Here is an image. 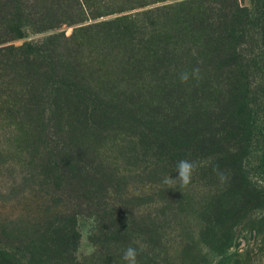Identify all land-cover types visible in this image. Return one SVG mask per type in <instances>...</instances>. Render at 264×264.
<instances>
[{"label":"trees","instance_id":"16d2710c","mask_svg":"<svg viewBox=\"0 0 264 264\" xmlns=\"http://www.w3.org/2000/svg\"><path fill=\"white\" fill-rule=\"evenodd\" d=\"M28 1L0 0V44L62 23L92 21L69 39L58 36L67 39L64 54L55 53L53 39L0 48V83L12 77L10 91L26 92L21 106L6 115L22 119L20 135L13 137L16 149L26 144L36 155L29 142L41 137L36 120L45 119L44 104L52 95L60 96L50 104V116L63 128L62 136L53 142L47 166L82 201L87 216L98 217L99 264H110L116 251L125 250L124 239L132 232L131 223L108 202L111 193L119 194L117 171L95 155L107 142L117 147L118 132H126L132 145L138 140L141 156L152 154L174 172L177 161H195L192 184L212 190L211 206L264 210V180L254 182L250 169L253 162L264 169V0H250L251 7L238 0H123L120 5L61 0L56 12L48 6L53 2L38 12ZM128 10L129 15L98 20ZM194 68L199 79L190 75L182 83L180 74ZM116 75L121 77L113 82ZM90 113H100L105 127ZM135 148L122 157H137ZM11 247L0 246V264H14L23 253L26 264H79L72 255L74 232L66 226L50 242L35 232L26 245Z\"/></svg>","mask_w":264,"mask_h":264},{"label":"rangeland","instance_id":"374dc122","mask_svg":"<svg viewBox=\"0 0 264 264\" xmlns=\"http://www.w3.org/2000/svg\"><path fill=\"white\" fill-rule=\"evenodd\" d=\"M46 1L54 3H48V6L56 12L58 7L55 4L61 0H29L26 4L42 12ZM104 1L112 4V0ZM121 2L123 0H116L114 4L120 5ZM238 3L242 7H251L250 0H238ZM128 11L98 20H114L129 15L131 12ZM90 23L92 21L79 25L62 23L57 29L44 34L29 33L25 39L0 44V48L42 44L53 39L57 45L55 53L64 54L67 39L58 36L62 33L69 39L73 34L81 33V26ZM1 39L3 35L0 31ZM100 74L97 72L95 76ZM118 77L121 75L113 77V82ZM11 79L4 80L5 84L0 83V110H3L0 114V246L22 247L35 232L44 235V241L50 242L66 226L67 231L74 232L72 255L75 261L79 264H99L98 217L87 216L82 201L68 190L53 167L47 166V162L53 160L51 146L56 148L53 142L62 136L63 128L60 130L57 119L50 116V104L54 106L60 96L53 94L52 99L44 104L45 119L43 115L42 119L36 120L41 137L31 138L29 142L34 144L38 155L34 150L28 152L26 144L18 151L13 137L14 134L20 135L17 124L22 119L13 120L10 115L7 119L6 111L14 113L27 96L20 87L10 91L7 83ZM46 81L44 76V84ZM83 90L87 92L86 86ZM131 99L132 96L127 100ZM98 114L90 113L105 127L106 120L99 118ZM89 124L92 125V121ZM123 125L120 127L128 129V124ZM25 128H29L27 124ZM118 133L117 147L107 142L100 145L95 155L101 163L117 171V179L121 183L119 194L111 193L112 200L108 202L115 205L121 218L126 217L131 223L132 232L124 239V244L138 249L137 264H264V210H221L210 205L212 190L197 187L192 184V179L186 187H181L179 181L164 183L166 177L176 179L178 173L157 162L152 154L141 156L138 140L134 144L137 157L124 159L121 153L129 151L134 145L124 135L126 132ZM32 155L37 156L36 161L32 160ZM128 159H131L130 163ZM41 166L44 168L40 169ZM250 169L254 182L264 180V169L260 164L253 162ZM136 241L143 244L142 250ZM123 252L116 251V258L110 260V264H127L122 259ZM26 256L27 253L16 255L13 263L26 264Z\"/></svg>","mask_w":264,"mask_h":264},{"label":"clouds","instance_id":"9594fccd","mask_svg":"<svg viewBox=\"0 0 264 264\" xmlns=\"http://www.w3.org/2000/svg\"><path fill=\"white\" fill-rule=\"evenodd\" d=\"M199 68H194L191 72V74L187 72H183L180 74V80L182 83H187L190 75L191 78L199 79ZM197 167V164L195 161L189 160V159H181L177 161L176 163V171L178 173V176L176 179H173L171 177H166L164 180V183L169 184L172 181H179L181 187H186L192 179L193 172L195 171ZM136 243L139 245L140 249H143V244L140 243V241H136ZM137 255H138V249L136 247L129 246L127 247L124 252L122 259L127 262V264H137Z\"/></svg>","mask_w":264,"mask_h":264}]
</instances>
